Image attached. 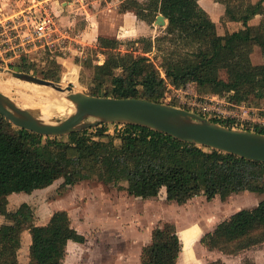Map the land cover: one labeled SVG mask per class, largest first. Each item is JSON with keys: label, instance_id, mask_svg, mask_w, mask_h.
Instances as JSON below:
<instances>
[{"label": "trees", "instance_id": "obj_1", "mask_svg": "<svg viewBox=\"0 0 264 264\" xmlns=\"http://www.w3.org/2000/svg\"><path fill=\"white\" fill-rule=\"evenodd\" d=\"M214 1L225 6L227 20L242 23L243 28L220 36L199 0L125 1L120 11L133 12L149 25L159 14L168 20L166 34L153 43L157 44L155 50L163 54V61L158 66L141 52L142 40L134 41L122 53L121 42L99 37L97 47L88 50L94 56L104 55V64H95L89 57L83 61L93 71L91 95L164 104L170 84L177 89L194 85L201 93L228 96L238 103L248 97L264 100V63L256 65L251 58L257 47L264 60V0L255 4L251 0ZM257 15L262 16L260 25L251 26L249 22ZM162 43L169 45L157 47ZM24 62L18 67L20 72L59 80L56 71L37 74L33 65L30 67L26 59ZM112 127L116 129L111 135L108 132ZM249 131L264 134V128ZM103 137L110 139L107 142ZM115 139L120 140L119 145H114ZM137 167H141V178L131 179ZM61 180L62 192L98 180L144 200L157 198L164 190L168 202L184 205L199 196L225 201L244 192L264 195V163L198 147L135 125L101 124L69 136L49 138L16 128L0 114V217L13 223L0 227V264H20L18 255L26 231L32 239L28 264H63L70 241L86 242L72 227L67 211L54 213L47 225L40 226L28 204L15 213L8 210L11 195L32 194ZM263 243L264 200L254 209L232 215L201 240L208 250L228 255ZM181 252L176 227L165 224L153 231L152 243L143 249L141 262L177 264Z\"/></svg>", "mask_w": 264, "mask_h": 264}, {"label": "rangeland", "instance_id": "obj_2", "mask_svg": "<svg viewBox=\"0 0 264 264\" xmlns=\"http://www.w3.org/2000/svg\"><path fill=\"white\" fill-rule=\"evenodd\" d=\"M15 1H24V3H15L13 7L8 8L9 12L13 9L18 11L21 9L26 10V14H28L30 13V8L33 7L32 11H36L37 16H41L45 13L41 7L47 6L46 8H51L50 4L44 0ZM2 4L0 1V6H3ZM129 17L137 25L142 22L135 14H130ZM0 19L4 21L9 20L1 17V15ZM217 22L220 34L226 33L228 26H224L221 20ZM110 28L109 26L107 28V33L110 34V37L107 38L116 39L121 42L120 51L122 53H126L129 49L128 46L135 40H142L143 43L140 46L141 52H144L147 57L160 66V63L163 61V54L157 51V49L155 50L157 44L153 45V43L157 38L163 37L166 34L164 28L158 27L156 30L153 27H146L145 31L141 34L134 31L133 34L129 35L124 31H115V28L114 30ZM133 30H136V27L135 29L132 28ZM151 44L154 47L152 52L149 51ZM168 45L167 43H162L157 47L166 48ZM11 56V54L6 55L7 58ZM87 57L94 59L95 64H102L106 60L104 55L99 54L98 56H94L87 49L82 56L75 55L72 52L63 55L60 52L50 53L49 51L41 50L30 51L28 54L21 53L19 58H14L8 62L0 61V68L20 72L18 67L22 64L25 65L24 60L26 59V63L30 67L33 65L34 68L32 69L37 74H40L42 71L49 73L56 71L57 75L60 74L59 80L53 82L61 83L64 87L73 86L75 91L91 95L90 84L92 82L93 71L89 67H85L83 62ZM251 58L256 65L264 63L262 53L257 47L253 49ZM50 61H57V64H51V62L49 65ZM161 73L162 77L166 79L163 69H161ZM63 74H65L64 77ZM34 76L45 79L41 77L42 75ZM5 77L0 76V91L13 99L21 107L34 111L40 117H46L48 121L65 120L72 114L71 106L73 104L65 98V95L59 94L47 87L18 81L10 76H7V79L3 80ZM63 79L66 83H64ZM62 96L64 99L61 98ZM212 97H216L213 106L220 111L226 110L230 112V110H233L239 113L245 120V128H264V126H261L257 122L259 120L264 121V100L258 101L252 97H248V100L238 103L231 100L228 96L201 93L194 85H189L183 90V88L177 89L168 84V92L164 99V104L190 111L209 120L223 122L222 118L215 119L202 112V107L208 105V99H212ZM254 119L256 120L254 121ZM115 129L114 127L110 128L108 133L114 134ZM109 139V137H103L104 141L108 142ZM119 144L120 140L115 139L114 145ZM141 171V167L133 170L130 175L131 179H140ZM60 183H63V181L58 182L48 194L39 193L33 197H28L26 193L13 194L10 197L12 200L10 201L8 210L11 213H15L20 206L28 203L33 209L35 223L40 226L47 225L53 215L54 209V207L51 208L50 206L48 208L47 202L49 200L57 201L61 198L60 190L58 191ZM122 184L123 186L128 185L127 183ZM118 187H106L99 183L98 180L85 182L71 190V196H67V198L72 197L71 199L63 200L59 204L60 208H68L67 212L74 226L77 228L84 227L88 237V241L83 247L73 248L69 252L64 264H141L139 254L141 249L150 243L152 229L159 228L168 221H171V224L176 226L184 245L183 255L179 261L180 264H212L215 261L221 260L224 256L219 252L208 253L201 248L199 249L196 245L193 249L194 242L202 233L210 231L212 227L217 226L234 215L236 211L251 210L264 199L260 195L251 194L249 197L246 196L247 193H242L232 195L225 201L220 200V198L214 202H207V200L196 201L180 209L169 208L165 203L167 207L160 206V209L157 210L158 208L154 204L129 198ZM154 214L159 215L160 222L156 221V217H153L156 219V223L152 218L148 217ZM187 221H190L191 225H184ZM5 224L13 225L5 217H0V227ZM208 225H210V228H207ZM31 243L30 233L28 231L24 232L22 234V248L18 255L20 264L29 263ZM188 251L191 254L187 253ZM230 260H232L231 264H252L253 261L262 264L264 262V243L241 251L238 257H230Z\"/></svg>", "mask_w": 264, "mask_h": 264}, {"label": "water", "instance_id": "obj_3", "mask_svg": "<svg viewBox=\"0 0 264 264\" xmlns=\"http://www.w3.org/2000/svg\"><path fill=\"white\" fill-rule=\"evenodd\" d=\"M159 15L156 25L169 22ZM7 71L9 76L26 83L47 87L65 95L74 105V112L65 120L45 121L34 111L18 105L0 91V114L14 127L33 134L58 138L100 126L122 124L144 127L174 137L182 142L216 150L249 161L264 163V134L233 129L217 124L190 111L147 100L96 97L75 91L73 86L42 79L29 73ZM7 77L3 78L6 80Z\"/></svg>", "mask_w": 264, "mask_h": 264}, {"label": "crops", "instance_id": "obj_4", "mask_svg": "<svg viewBox=\"0 0 264 264\" xmlns=\"http://www.w3.org/2000/svg\"><path fill=\"white\" fill-rule=\"evenodd\" d=\"M0 1L3 3L2 4L3 6H0V15H1V17L5 18V19H10L13 16L18 15L19 13L26 11V10H21V9L19 11L13 9L12 11L10 10V12H9V9H8V8L13 7L15 3L23 4L24 1H19V2L18 1L16 2L15 0H0ZM44 1L48 2L50 4L54 14L58 17L60 28L62 29L63 32H65V35L68 39V44H69L68 51L66 52V54H63V55H67V53L72 52L75 55L82 56V55H84V52L86 51V49L88 50L90 48H96L98 45V38L99 37H106V38L110 37V34L107 33L108 26H109V28L111 27L110 28L111 30H114V28H115V31L116 30L117 31H124L128 35L133 34L134 31L138 32V34H141L142 32L145 31L146 27L147 28L153 27L156 30L159 27L156 25V20H157V17L161 14L157 15L156 20H155L154 24H152V25H149L144 21L140 22L137 25L136 22L131 17H129L130 14H135V13H133V12L123 13V12H121L120 7L127 0H110V1H108V0H44ZM138 1L144 2V0H138ZM251 1H252V3L255 4V3L259 2L260 0H251ZM40 3H42V2H40ZM199 5L201 6V8H203L208 13V15L210 16L212 21L216 24L217 32L220 36H225L227 34H232L234 32H238L239 30H241L243 28L242 23L227 20L226 8L224 5L217 3L214 0H199ZM30 9H33V7H31ZM220 20L224 24V26H228L227 27L228 30L224 34H220V32H219V27H218L217 21H220ZM261 20H262V16L257 15L256 17H254L249 22V24L251 26L258 27L261 23ZM135 27H136V30L132 31V28L135 29ZM167 27H162V28H164V30H165ZM103 64L104 63L99 64V65H103ZM259 65H261V64H259ZM64 75L65 74H63V77H64ZM58 182H61V181L55 182L49 188H46L43 190H36L32 194H28V197H33L39 193L48 194L52 189H54L55 185ZM83 183H85V182H82L80 184H83ZM60 184H62V183H60ZM60 184L58 186V191H59V188L61 186ZM80 184L73 186V187H68L64 192L59 191L61 194V198L58 199L57 201L49 200L47 202L48 208L54 207L53 214L58 212V211H67L68 208H60L59 204H61V202L63 200L71 199L72 197L67 198V196L71 194V192H72L71 190L73 188L78 187ZM123 193L127 194V196L129 198H132L134 200H140V201L145 202V203L154 204V205H156L155 207L158 208L157 210L160 209V206L164 207L165 203L169 208L180 209V208H183L185 206H188L191 203H195L196 201L201 202V201L207 200V198L205 196H199V197H196L193 200L189 201L187 204L179 205V204L174 203V202H168L166 192L164 190L161 192V194L157 198H153L150 200H144L142 198H135V197L129 196L126 191H123ZM244 193L245 194L247 193L246 196H249V197L251 196V194H254V193H250V192H244ZM240 194H242V193H240ZM62 195H64V196H62ZM256 195H258V194H256ZM260 196L264 197V195H260ZM10 197H9V205H10V201L12 200ZM218 198L219 197L215 198L212 201L207 200V202H214ZM14 199H17V198H14ZM18 199H20V198H18ZM25 204H28V203H25ZM258 204H257V206H258ZM167 206H165V207H167ZM237 212H239V211H236L234 214H236ZM158 216H159L158 214H156V215L154 214V215H152V216L150 215L148 217L152 218L153 221L156 220L153 217H156L157 218L156 221L160 222V219H159L160 217H158ZM69 217H70V215H69ZM70 219H71V217H70ZM156 221H155V223H156ZM49 222H50V220H49ZM71 223H72V227L75 230H77L79 234H81L82 236L85 237L86 242L84 244H80V243L70 241L67 245L66 256H65V259L63 261V264L65 263V260L67 259L69 252H71V250H73V248H81L88 241V237L86 235L84 227H79V228L75 227L72 220H71ZM165 224H171V221L165 222L159 228H163V226ZM186 224H187V226L191 225L190 221H187L184 225H186ZM217 226L212 227V229L210 231H206V232L202 233V235H200V237L194 242L193 249L195 248V245H196L199 247V249L201 248L202 250H204L208 253L219 252L224 257L218 261H221L223 264H231L232 260H230V257H238V255H240L241 252L236 254V255H228V254H224L218 250L210 251L201 244L202 238L206 234L213 232ZM190 227H192V226H190ZM207 228H210V225H208ZM155 229H158V228H155ZM186 229H188V228H186ZM154 230L152 229L150 243L148 245L144 246L140 251L139 261L141 264H142L141 257H142L143 249L145 247L151 245L152 235H153ZM176 231H177V229H176ZM177 234L179 235L180 232L177 231ZM181 243H182V241H181ZM183 250H184V245L182 243V252L180 254V257L183 255ZM180 257L178 259L177 264H180V262H179ZM218 261H215V262H218ZM252 264H260V263L253 261ZM262 264H264V262Z\"/></svg>", "mask_w": 264, "mask_h": 264}, {"label": "built area", "instance_id": "obj_5", "mask_svg": "<svg viewBox=\"0 0 264 264\" xmlns=\"http://www.w3.org/2000/svg\"><path fill=\"white\" fill-rule=\"evenodd\" d=\"M46 7H41L45 12L41 16H37V12L30 9L28 14H26L27 11H24L7 21L0 19V61L8 62L19 58L21 53L28 54L30 51L45 50L50 53L66 54L69 47L68 39L60 28L58 17L51 10L52 8ZM7 54L12 56L7 58ZM215 98L208 99L209 104L202 107V112L205 115L215 119L222 118L227 127L233 129H250L249 127L245 128V120L236 111H220L214 107ZM257 122L264 126V121Z\"/></svg>", "mask_w": 264, "mask_h": 264}, {"label": "bare ground", "instance_id": "obj_6", "mask_svg": "<svg viewBox=\"0 0 264 264\" xmlns=\"http://www.w3.org/2000/svg\"><path fill=\"white\" fill-rule=\"evenodd\" d=\"M168 22V21H167ZM162 23H166V19L164 20V21H162ZM0 76H9V74H8V72L7 71H4V72H2V73H0ZM62 99H64V97L62 96L61 97ZM59 100V99H58ZM72 103V102H71ZM73 104V103H72ZM74 106L72 105L71 106V113H73L74 112ZM42 119H44L45 121H47L48 122V120H47V118L46 117H41ZM187 253H190L189 251L187 252ZM191 254V253H190Z\"/></svg>", "mask_w": 264, "mask_h": 264}]
</instances>
